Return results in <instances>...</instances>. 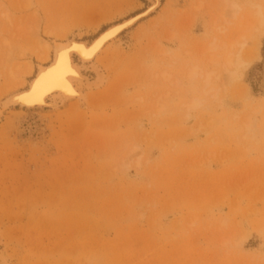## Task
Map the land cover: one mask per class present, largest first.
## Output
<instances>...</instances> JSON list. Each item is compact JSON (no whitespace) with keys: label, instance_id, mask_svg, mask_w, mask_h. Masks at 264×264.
<instances>
[{"label":"rangeland","instance_id":"374dc122","mask_svg":"<svg viewBox=\"0 0 264 264\" xmlns=\"http://www.w3.org/2000/svg\"><path fill=\"white\" fill-rule=\"evenodd\" d=\"M195 2L162 0L109 48L107 84L54 110L3 108L12 65L0 49V252L8 264H264V132L248 138L243 124L251 112L245 91L264 100V33L258 46L247 38L246 51L257 52L239 79L224 73L213 84L216 97L185 79L161 87L164 59L187 60L181 48L197 52L214 35L228 43L246 35L250 18H233L223 0L198 9ZM147 5L0 0L13 20L0 21V44L11 38L27 48L30 58L15 64L32 60L36 71L43 63L34 40H90ZM175 30L176 41L168 38ZM166 48L173 51L160 52ZM179 66L168 68L175 76ZM191 96L204 102L186 110Z\"/></svg>","mask_w":264,"mask_h":264},{"label":"bare ground","instance_id":"6f19581e","mask_svg":"<svg viewBox=\"0 0 264 264\" xmlns=\"http://www.w3.org/2000/svg\"><path fill=\"white\" fill-rule=\"evenodd\" d=\"M146 1L148 5L143 11L126 17L118 22L109 24L90 40L80 39L73 36L57 43L56 45H53L49 39L43 37L34 40L36 43L35 50L37 58L43 63L36 71L32 60H28L24 64H15V61L18 59L30 58L29 50L27 48H21L15 40L6 38L3 43L0 44V49L2 47L4 48L5 59L7 62L11 63L12 68L9 71L10 80L7 82L8 84H6L5 88L1 90L3 93L8 94L3 100V108L54 110L64 104L71 105L73 103L77 104L81 101L83 102L88 98V91H97L104 87L108 81L106 70L108 64L105 62L114 57L113 51L109 50V48L114 42L119 40L123 34L135 28L141 21L150 17L162 7V0ZM223 1L225 2V8L233 18H250L246 29V35L242 33L238 40H234L231 43H228L226 40L220 41L219 36L214 35L207 42V45L203 47V50L197 52L187 48H181L182 53L187 56V60L182 61L175 54L173 55L175 57H172V61L164 59L163 70L159 73V83L161 87H164L167 80L175 78V83L180 85L185 79L191 83L201 82L205 95L216 97L217 89L213 87V84L221 81L224 73H226L230 81H234L239 79L243 72L249 67L251 63L250 56L257 52V50L246 51L248 46L247 38L253 36L258 40L257 46L261 44L260 37L264 33V0H256L248 2L247 4H243L237 0ZM204 2L205 0H197V2H195L197 5L196 8L198 9L202 7ZM246 7H248L247 12L243 14ZM163 18L164 17L162 16V19ZM0 21H3L7 26L12 25L13 23L8 11L0 12ZM20 28L21 27H18V29ZM54 32V27L46 30L48 37H53ZM30 33L36 36V34L39 33V27L33 28V25H31ZM177 37L179 38L178 31H172L168 38L176 41ZM76 46L87 48L91 58L85 59L79 52L74 51L71 53L70 57L71 71L60 69V53L70 48H75ZM220 47H230L231 49L227 54L221 56L217 54V50ZM172 51V49L168 48L160 50V52ZM103 54L105 55L103 56ZM145 55L146 51H143L142 56L145 57ZM103 63L105 64V67L103 66ZM177 63H180V66L174 76L172 70L168 68V65ZM205 63L211 65V69H207V64L205 65ZM219 66H221L222 72L218 71ZM49 72L53 73L52 77H50L45 83L41 84L40 88L34 92L33 90L35 89L36 83L41 75ZM73 72L76 74L73 75ZM23 73L32 75L28 83L21 80V74ZM71 92L77 94L72 95ZM24 97H27V99H23ZM244 99L245 103L251 110L243 122L246 129V137L258 139L261 132H264V128H261L257 123V116L259 114L264 115V100H251L246 91L244 93ZM203 102V100L191 96L183 103L182 107L186 110H192L201 106ZM157 104L159 111H162L165 104L161 97L158 99ZM139 147V145L136 146L132 153H135ZM247 239L248 237L245 236L243 242ZM3 246L5 247V245ZM6 256L0 252V264L9 263Z\"/></svg>","mask_w":264,"mask_h":264},{"label":"snow or ice","instance_id":"6c2138e0","mask_svg":"<svg viewBox=\"0 0 264 264\" xmlns=\"http://www.w3.org/2000/svg\"><path fill=\"white\" fill-rule=\"evenodd\" d=\"M74 51L79 52L85 59L91 58L88 49L85 47L76 46L75 48H70V49L60 53V63H59L60 69H67V70L71 71V58L70 57H71V53ZM93 51H95V50H93ZM72 74L75 75L76 73L73 72ZM52 75H53L52 72L42 74L40 79L37 81L36 87L33 91L35 92L36 90H38L40 88L41 84L48 81L50 79V77H52ZM71 94L76 95L77 93L71 92ZM23 99L26 100L27 97H24Z\"/></svg>","mask_w":264,"mask_h":264}]
</instances>
